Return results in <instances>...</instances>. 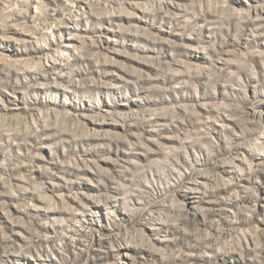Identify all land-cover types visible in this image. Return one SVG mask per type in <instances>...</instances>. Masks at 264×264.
Listing matches in <instances>:
<instances>
[{"label":"rangeland","instance_id":"rangeland-1","mask_svg":"<svg viewBox=\"0 0 264 264\" xmlns=\"http://www.w3.org/2000/svg\"><path fill=\"white\" fill-rule=\"evenodd\" d=\"M0 264H264V0H0Z\"/></svg>","mask_w":264,"mask_h":264}]
</instances>
